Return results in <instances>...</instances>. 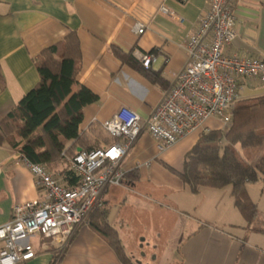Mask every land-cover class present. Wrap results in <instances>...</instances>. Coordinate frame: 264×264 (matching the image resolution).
Listing matches in <instances>:
<instances>
[{"label":"crops","instance_id":"0c3cea01","mask_svg":"<svg viewBox=\"0 0 264 264\" xmlns=\"http://www.w3.org/2000/svg\"><path fill=\"white\" fill-rule=\"evenodd\" d=\"M161 3L176 17L160 12ZM206 9L207 0H0V120L39 80L34 65L39 52L70 31L77 34L81 52L71 91L83 86L97 95L82 108L79 135L91 137L96 130L108 138L100 123L122 106L145 119L185 64L183 43ZM234 9L237 36L224 51L264 57V0H236ZM137 22L145 26L142 34L133 30ZM151 51L155 58L145 68L137 53ZM261 95L264 86L257 80L238 90V100ZM206 125L220 126L213 118ZM200 136V130L193 131L159 151L144 131L121 164L137 178L110 185L101 195L106 220L131 264H264V231L256 230L264 229V180L246 185L258 208L250 228L234 206L230 186L192 193L178 172ZM97 143L106 141L101 137ZM20 155L18 148L0 143V225L10 219L15 203L42 195ZM64 166L59 162L52 169ZM30 240L36 255L16 264H123L89 221L77 225L60 254L48 241ZM143 247L152 261L142 260L148 251L134 252Z\"/></svg>","mask_w":264,"mask_h":264},{"label":"built area","instance_id":"2783aa9c","mask_svg":"<svg viewBox=\"0 0 264 264\" xmlns=\"http://www.w3.org/2000/svg\"><path fill=\"white\" fill-rule=\"evenodd\" d=\"M235 2L207 0V9L183 43L185 64L173 73L170 86L148 117L142 119L134 109L120 107L100 123L111 140L78 149L69 158L68 169L77 177L76 184H62L45 165L31 163L20 155L42 195L15 203L10 219L0 225V264L33 258V237L48 241L57 254L62 253L77 225L88 221V214L101 207L105 189L123 184L126 172L122 160L144 131L153 138L157 149L164 151L193 131L200 130L202 135L212 130L206 125L211 118L219 121V130L229 129L240 86L248 80H257L264 86V57L224 51L237 36ZM158 9L176 17L164 3ZM133 30L142 34L145 26L137 22ZM137 55L145 68L155 58L154 51Z\"/></svg>","mask_w":264,"mask_h":264},{"label":"trees","instance_id":"16d2710c","mask_svg":"<svg viewBox=\"0 0 264 264\" xmlns=\"http://www.w3.org/2000/svg\"><path fill=\"white\" fill-rule=\"evenodd\" d=\"M116 54L123 58L119 50ZM81 64L80 44L74 31L43 48L34 65L37 83L0 120V143L18 148L31 163L47 168L63 162L61 170L67 186L76 184L77 177L68 169L69 158L78 148L97 147L98 139L109 142L100 131L94 136L79 135L82 108L97 100L86 87L72 93V84ZM95 145V146H94ZM99 146V145H98ZM237 146L240 147L238 150ZM264 95L237 100L232 108V122L223 132L212 129L203 133L185 153L183 168L178 175L192 193L202 187H231L234 206L250 228L258 218V208L246 185L264 180ZM136 179L135 171L124 174V181ZM89 225L113 248L123 264H131L115 228L106 220L102 207L88 214ZM264 231V229H256Z\"/></svg>","mask_w":264,"mask_h":264},{"label":"rangeland","instance_id":"374dc122","mask_svg":"<svg viewBox=\"0 0 264 264\" xmlns=\"http://www.w3.org/2000/svg\"><path fill=\"white\" fill-rule=\"evenodd\" d=\"M264 148V146H262V148L260 149V151L262 150ZM239 149V148H238ZM57 163H55V164H52L51 166H48L51 170L50 171H53V173H54V175H56V176H58L59 178V180H60V182H62L63 183V181H62V178L61 177H63L62 176V173H61V168H58V167H56L55 169H52L53 168V166H55ZM62 167V166H61ZM87 220H88V218H87ZM142 251H144V252H146L147 253V251H148V253H147V255L145 256V258H142V260L146 263L147 261H152V258H150V255H149V252H150V250H148L146 247H143L142 248V250H136V251H134L135 253H136V255L138 256L139 255V252L141 253Z\"/></svg>","mask_w":264,"mask_h":264}]
</instances>
